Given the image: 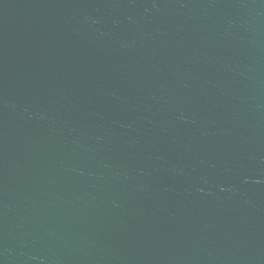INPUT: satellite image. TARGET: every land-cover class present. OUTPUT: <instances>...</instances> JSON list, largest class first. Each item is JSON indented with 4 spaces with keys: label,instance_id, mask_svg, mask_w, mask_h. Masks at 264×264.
<instances>
[{
    "label": "water",
    "instance_id": "water-1",
    "mask_svg": "<svg viewBox=\"0 0 264 264\" xmlns=\"http://www.w3.org/2000/svg\"><path fill=\"white\" fill-rule=\"evenodd\" d=\"M0 264H264V0H0Z\"/></svg>",
    "mask_w": 264,
    "mask_h": 264
}]
</instances>
